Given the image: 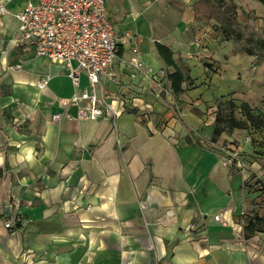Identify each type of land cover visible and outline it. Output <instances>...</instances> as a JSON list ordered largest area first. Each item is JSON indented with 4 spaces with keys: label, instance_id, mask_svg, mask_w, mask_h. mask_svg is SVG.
Wrapping results in <instances>:
<instances>
[{
    "label": "crops",
    "instance_id": "0c3cea01",
    "mask_svg": "<svg viewBox=\"0 0 264 264\" xmlns=\"http://www.w3.org/2000/svg\"><path fill=\"white\" fill-rule=\"evenodd\" d=\"M30 1L37 2L5 0L10 13L0 21V264H264V226L244 236L251 217H264V199L245 185L248 172L225 164L253 150L251 136L214 134L217 102L196 94L204 68L189 56L197 32L172 48L177 67L196 82L183 85L175 105L157 98L142 74L129 77L130 46L120 45L101 80L113 95L115 124L53 121L65 112L76 117L60 100L88 89V78L81 74L76 87L62 66L17 43L14 15ZM148 4L109 1L107 15L120 34L142 37L144 62L164 70L144 36ZM184 9V19H195L192 6ZM211 33L205 44L219 61Z\"/></svg>",
    "mask_w": 264,
    "mask_h": 264
},
{
    "label": "built area",
    "instance_id": "2783aa9c",
    "mask_svg": "<svg viewBox=\"0 0 264 264\" xmlns=\"http://www.w3.org/2000/svg\"><path fill=\"white\" fill-rule=\"evenodd\" d=\"M120 0H37L28 2L14 17L18 20L16 41L32 49L39 57L48 58L62 66L69 73L73 84L80 85V76L85 74L89 87L74 93L70 98L60 100L63 108H75L76 117L69 112L53 115V121L65 117L68 120H99L110 118L115 124L118 113L113 109L110 99L113 95L101 87V80L110 76L120 54V45H129L130 57L126 65L135 79L138 74L150 81L157 98L165 99L175 105V94L171 88L168 73L156 71L142 58L143 38L132 33L120 34L107 15V3ZM188 2L192 0H187ZM10 11L5 0H0V21ZM203 30L194 37L195 50L189 56L203 61L211 58ZM209 60V59H207ZM208 65L210 63L206 61ZM20 68V66H17ZM209 67H206L208 70ZM45 81L39 83L43 88ZM226 165L243 170L244 163L235 155L230 156ZM262 181V178L258 176ZM258 190H264L263 181ZM221 221L220 216H215ZM10 219L5 223L11 229Z\"/></svg>",
    "mask_w": 264,
    "mask_h": 264
},
{
    "label": "rangeland",
    "instance_id": "374dc122",
    "mask_svg": "<svg viewBox=\"0 0 264 264\" xmlns=\"http://www.w3.org/2000/svg\"><path fill=\"white\" fill-rule=\"evenodd\" d=\"M198 1L148 0V7L152 5L154 10L148 15L150 34L143 35L148 36L150 43L154 44L156 49L157 44L168 46L175 56L180 53L173 50V46L176 48L178 46L177 49L184 48L194 33L201 32L204 27L209 26L213 32L211 37L213 39L215 37L218 45L216 57L219 61L215 60L209 44L206 43L204 46L209 48L211 58L204 59L201 63L204 68L203 74L201 73L203 78L201 85L204 87L196 94L206 93L208 98L211 97L222 104L223 113L232 110L235 117L244 122L247 120L241 116V113L242 106L245 105L257 118L258 127L254 128L246 123L248 128L242 129L247 131L244 132L245 142L251 136L248 143L253 146V150L249 153L242 151L236 157L242 160L245 167L243 170L248 172L245 185L256 182L258 176L264 181V4L259 0H238V4H235L234 0H224L222 3L224 15L217 14L206 20L195 13V19H184V8L192 6L196 11L194 4ZM139 29L144 31L142 26ZM207 30L203 33H210V30ZM254 60L256 62L252 66L251 62ZM207 66L208 70H206ZM166 67L168 69H164L165 72H172V68L167 65ZM185 76L186 86L190 84L191 89H195V79L186 73ZM240 142L235 141V145ZM259 193L263 200L264 193H261V190ZM260 204L264 205V200Z\"/></svg>",
    "mask_w": 264,
    "mask_h": 264
},
{
    "label": "trees",
    "instance_id": "16d2710c",
    "mask_svg": "<svg viewBox=\"0 0 264 264\" xmlns=\"http://www.w3.org/2000/svg\"><path fill=\"white\" fill-rule=\"evenodd\" d=\"M262 4H264V0H259ZM222 3L224 0H199L194 4L196 10V14L200 16V18H205L206 20L213 18L217 14L224 15V10L222 8ZM157 50L164 61V63L172 68V72L168 73L169 81L171 82V88L174 94H179L183 91V85L186 83L185 73L177 67V64L173 58V54L171 49L168 46L157 44ZM255 60L251 63V65H255ZM230 108L232 105L229 106ZM222 104L217 102V114H216V127L214 130V134L219 136L225 131H233L236 129H247L248 123L250 126L254 128L258 127L257 118L247 109V106H242L241 116L247 121L237 119L234 113L229 111V113H223L221 111ZM232 109V108H231ZM263 181V180H262ZM258 179L253 183L254 191H258V186L262 182ZM264 183V181H263ZM251 186V187H252ZM261 193H264V190H261ZM261 208L264 209V205H261ZM264 226V217H259L257 214L251 217L248 225L245 227V239L250 238L255 232H262Z\"/></svg>",
    "mask_w": 264,
    "mask_h": 264
}]
</instances>
